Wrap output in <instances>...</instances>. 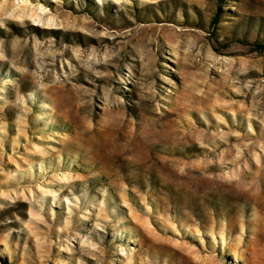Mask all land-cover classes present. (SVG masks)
I'll use <instances>...</instances> for the list:
<instances>
[{
    "label": "rangeland",
    "instance_id": "rangeland-1",
    "mask_svg": "<svg viewBox=\"0 0 264 264\" xmlns=\"http://www.w3.org/2000/svg\"><path fill=\"white\" fill-rule=\"evenodd\" d=\"M257 41L264 0H0V264H264Z\"/></svg>",
    "mask_w": 264,
    "mask_h": 264
},
{
    "label": "trees",
    "instance_id": "trees-1",
    "mask_svg": "<svg viewBox=\"0 0 264 264\" xmlns=\"http://www.w3.org/2000/svg\"><path fill=\"white\" fill-rule=\"evenodd\" d=\"M220 18V13L217 14V16L213 19V23L217 24L218 20ZM253 47L259 52H264V41L263 42H254Z\"/></svg>",
    "mask_w": 264,
    "mask_h": 264
}]
</instances>
